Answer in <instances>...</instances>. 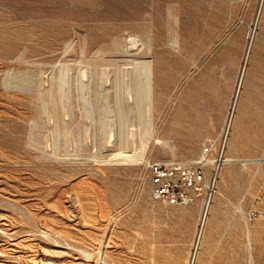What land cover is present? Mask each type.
<instances>
[{"label": "rangeland", "instance_id": "rangeland-1", "mask_svg": "<svg viewBox=\"0 0 264 264\" xmlns=\"http://www.w3.org/2000/svg\"><path fill=\"white\" fill-rule=\"evenodd\" d=\"M209 144L207 210L154 201L149 162ZM259 196L264 0H0V264H159L165 229L264 264Z\"/></svg>", "mask_w": 264, "mask_h": 264}, {"label": "built area", "instance_id": "built-area-1", "mask_svg": "<svg viewBox=\"0 0 264 264\" xmlns=\"http://www.w3.org/2000/svg\"><path fill=\"white\" fill-rule=\"evenodd\" d=\"M212 151L211 144L206 145L202 156L192 164L149 162L152 199L170 205H186L198 198L210 203L217 173L226 159L222 147L217 157L210 161L208 157ZM209 162L213 164L211 173ZM257 201L264 203V196L257 197ZM263 213V209L254 211L255 215Z\"/></svg>", "mask_w": 264, "mask_h": 264}, {"label": "crops", "instance_id": "crops-1", "mask_svg": "<svg viewBox=\"0 0 264 264\" xmlns=\"http://www.w3.org/2000/svg\"><path fill=\"white\" fill-rule=\"evenodd\" d=\"M163 238L158 241L161 248L158 251L159 264H188L191 259V239L183 233V238H177L181 235L178 229H165ZM176 232V233H171Z\"/></svg>", "mask_w": 264, "mask_h": 264}, {"label": "bare ground", "instance_id": "bare-ground-1", "mask_svg": "<svg viewBox=\"0 0 264 264\" xmlns=\"http://www.w3.org/2000/svg\"><path fill=\"white\" fill-rule=\"evenodd\" d=\"M146 62V61H145ZM143 68H145V67H143ZM152 68V67H151ZM146 75L144 74V76H145V78L147 77V80H145V81H147L146 82V89H147V92H146V96H145V101H146V103H147V105L148 106H150V119L149 120H152V118H153V114H152V109H151V100H152V94H151V73H150V68H149V66H146ZM140 78V77H139ZM241 85V84H240ZM145 87V86H144ZM63 90V89H62ZM53 96V95H52ZM51 96V97H52ZM67 96V95H66ZM65 96V97H66ZM53 98V97H52ZM49 99H51L50 97H49ZM144 99V98H143ZM66 101V100H65ZM50 102H52V100L50 101ZM46 103H47V101H46ZM54 104V103H53ZM46 105V104H45ZM145 105V104H144ZM49 107V106H48ZM55 107H57L56 105L54 106V110L55 109H57V108H55ZM147 107V106H146ZM145 107V108H146ZM68 108V107H67ZM46 109H47V107H46ZM49 110V109H48ZM62 111V110H61ZM49 112V111H48ZM54 112V111H53ZM50 113V112H49ZM152 126V125H151ZM151 133V132H150ZM124 137V136H123ZM160 140V139H159ZM122 141V140H121ZM161 142V141H160ZM165 144H166V142H165ZM162 145V144H161ZM167 145V144H166ZM113 149V148H112ZM121 155V154H120ZM235 159L233 158V157H230V156H226V159H225V161H224V163H232L233 161H234ZM206 206H205V208H206V210H207V208L209 207L208 205H209V203L207 204V200H206V204H205ZM205 216H206V212H205V215H204V218H205ZM201 231V230H200ZM201 233V232H200ZM202 236H203V234H202ZM195 262H196V253L194 254L193 252H192V254H191V259H190V261H189V263L188 264H195Z\"/></svg>", "mask_w": 264, "mask_h": 264}]
</instances>
